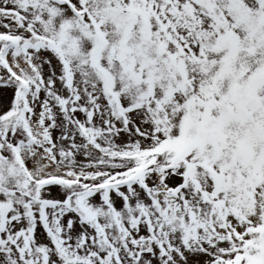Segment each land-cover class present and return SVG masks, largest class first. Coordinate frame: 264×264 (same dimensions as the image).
Masks as SVG:
<instances>
[{
    "label": "snow or ice",
    "instance_id": "1",
    "mask_svg": "<svg viewBox=\"0 0 264 264\" xmlns=\"http://www.w3.org/2000/svg\"><path fill=\"white\" fill-rule=\"evenodd\" d=\"M0 264H264V0H0Z\"/></svg>",
    "mask_w": 264,
    "mask_h": 264
}]
</instances>
